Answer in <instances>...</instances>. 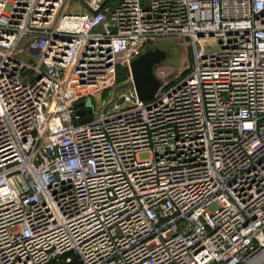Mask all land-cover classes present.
Listing matches in <instances>:
<instances>
[{
    "label": "built area",
    "instance_id": "2783aa9c",
    "mask_svg": "<svg viewBox=\"0 0 264 264\" xmlns=\"http://www.w3.org/2000/svg\"><path fill=\"white\" fill-rule=\"evenodd\" d=\"M76 1L0 0V264H264V0ZM162 39L185 71L96 102Z\"/></svg>",
    "mask_w": 264,
    "mask_h": 264
},
{
    "label": "rangeland",
    "instance_id": "374dc122",
    "mask_svg": "<svg viewBox=\"0 0 264 264\" xmlns=\"http://www.w3.org/2000/svg\"><path fill=\"white\" fill-rule=\"evenodd\" d=\"M72 8L79 12L85 11L84 5L79 0L72 5ZM186 43L187 42L183 40L162 39L156 41L151 48H149L148 51L158 49L162 51L165 56L162 62L153 67V76L158 81L164 79L165 81L171 80L173 77H176L187 69L191 60V48L186 45ZM142 52L145 53L144 51ZM143 53H141V55ZM128 77L129 70L125 64L116 66L113 78L107 85L108 88L99 94L98 97L95 96L96 102H103L107 99H110L113 102H118L119 96L126 90L124 82ZM88 103L94 106L92 100L89 99Z\"/></svg>",
    "mask_w": 264,
    "mask_h": 264
},
{
    "label": "water",
    "instance_id": "95a60500",
    "mask_svg": "<svg viewBox=\"0 0 264 264\" xmlns=\"http://www.w3.org/2000/svg\"><path fill=\"white\" fill-rule=\"evenodd\" d=\"M80 2L89 11H95L100 0H80ZM164 58L165 56L162 51L154 49L143 53L129 64V75L138 100H149L158 91L160 83L153 76V67L162 62ZM81 106L82 104H77L75 107L80 108ZM85 114L88 115L89 112L78 109L72 113L71 117L83 116ZM88 120L89 117L86 116L77 123H84ZM72 124L74 125L76 122L73 121Z\"/></svg>",
    "mask_w": 264,
    "mask_h": 264
},
{
    "label": "bare ground",
    "instance_id": "6f19581e",
    "mask_svg": "<svg viewBox=\"0 0 264 264\" xmlns=\"http://www.w3.org/2000/svg\"><path fill=\"white\" fill-rule=\"evenodd\" d=\"M156 79V78H155ZM157 80V79H156Z\"/></svg>",
    "mask_w": 264,
    "mask_h": 264
}]
</instances>
